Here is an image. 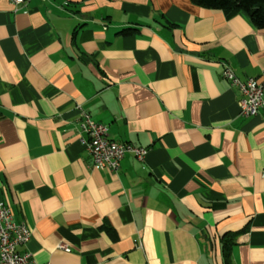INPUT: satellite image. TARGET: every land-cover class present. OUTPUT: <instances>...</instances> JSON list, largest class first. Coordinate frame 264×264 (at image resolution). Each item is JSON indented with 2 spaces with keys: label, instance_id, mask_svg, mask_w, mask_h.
<instances>
[{
  "label": "crops",
  "instance_id": "1",
  "mask_svg": "<svg viewBox=\"0 0 264 264\" xmlns=\"http://www.w3.org/2000/svg\"><path fill=\"white\" fill-rule=\"evenodd\" d=\"M126 30L134 32L123 36ZM264 30L191 0H0V203L37 264H264ZM80 111L148 149L93 167ZM108 229L110 231H108ZM68 248L69 251H66Z\"/></svg>",
  "mask_w": 264,
  "mask_h": 264
},
{
  "label": "built area",
  "instance_id": "2",
  "mask_svg": "<svg viewBox=\"0 0 264 264\" xmlns=\"http://www.w3.org/2000/svg\"><path fill=\"white\" fill-rule=\"evenodd\" d=\"M10 2L17 10L26 6L29 0ZM223 78L242 94L240 116L250 118L264 111V80L249 79L243 82L227 66ZM80 123L82 143L91 156L93 167L117 173L122 160L129 154L140 162L145 160L148 149L110 140L108 127L95 122L83 111H80ZM31 236L32 231L24 223H16L12 211L0 203V264H37L30 252L22 253L19 250L29 243Z\"/></svg>",
  "mask_w": 264,
  "mask_h": 264
},
{
  "label": "trees",
  "instance_id": "3",
  "mask_svg": "<svg viewBox=\"0 0 264 264\" xmlns=\"http://www.w3.org/2000/svg\"><path fill=\"white\" fill-rule=\"evenodd\" d=\"M191 2L200 8L221 11L228 18H232L239 13H246L257 29L264 30V0H191ZM133 33L131 30H126L121 35L127 36ZM108 231L110 230L108 229ZM239 234L229 233L223 238V254L226 264L230 262V249L234 246L235 239Z\"/></svg>",
  "mask_w": 264,
  "mask_h": 264
}]
</instances>
